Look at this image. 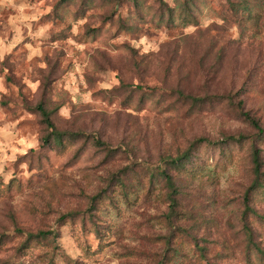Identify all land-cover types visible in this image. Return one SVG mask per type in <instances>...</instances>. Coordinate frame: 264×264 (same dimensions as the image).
Segmentation results:
<instances>
[{"label":"rangeland","instance_id":"obj_1","mask_svg":"<svg viewBox=\"0 0 264 264\" xmlns=\"http://www.w3.org/2000/svg\"><path fill=\"white\" fill-rule=\"evenodd\" d=\"M248 111L264 0H0V264H264Z\"/></svg>","mask_w":264,"mask_h":264},{"label":"trees","instance_id":"obj_2","mask_svg":"<svg viewBox=\"0 0 264 264\" xmlns=\"http://www.w3.org/2000/svg\"><path fill=\"white\" fill-rule=\"evenodd\" d=\"M250 10V9H249ZM195 101L200 100L199 97H193ZM36 108L41 112V114L43 115V119L44 121L47 123L48 126L52 127V132L49 133L46 138L44 139L45 141H47L48 143H50L52 140L56 141L58 143H60L61 146H64L65 142H66V132L60 130L57 128L55 122L52 119V110L49 109L44 103H38L36 105ZM245 114L247 115L248 119L253 123L254 126H256L259 129V133L258 136H262L264 135V127L260 124L259 120L256 119L254 116H252L250 114V112H245ZM75 134V136L79 133H73ZM231 139H239L242 140L243 137H236L233 135H229ZM261 148L258 147L257 145H255L253 151H252V156H253V162H254V171L256 173V179L254 180V182L252 183L251 187L247 190L246 193V199H250V194L254 193V191H256L257 189H259L260 187H264V181H263V177H264V160L261 157L260 154ZM174 164L178 165L179 164V158L174 159ZM165 178L168 180L169 183L173 184V177L170 173H168L167 171H163ZM253 192H252V191ZM251 191V192H250ZM248 208L251 210H254L256 213L258 212L254 207H251L250 205H248ZM259 215L264 218V214L259 213ZM52 232V231H39L36 235L37 236H42V235H47V233ZM250 239L253 242V247L261 253L262 258L264 259V249L260 246L259 242L255 241V239H253V233L250 232ZM34 234L31 233L29 235V238L32 237Z\"/></svg>","mask_w":264,"mask_h":264}]
</instances>
